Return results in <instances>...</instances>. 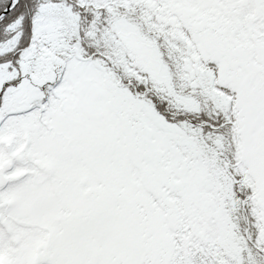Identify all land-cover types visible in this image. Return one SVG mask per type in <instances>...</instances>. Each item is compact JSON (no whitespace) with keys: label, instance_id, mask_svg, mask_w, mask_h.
<instances>
[{"label":"snow or ice","instance_id":"6c2138e0","mask_svg":"<svg viewBox=\"0 0 264 264\" xmlns=\"http://www.w3.org/2000/svg\"><path fill=\"white\" fill-rule=\"evenodd\" d=\"M0 264H264V0H0Z\"/></svg>","mask_w":264,"mask_h":264}]
</instances>
